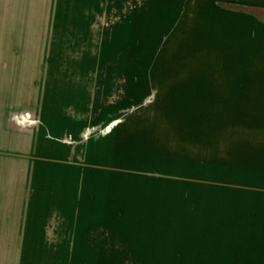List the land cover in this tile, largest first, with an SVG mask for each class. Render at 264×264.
Wrapping results in <instances>:
<instances>
[{"label": "rangeland", "instance_id": "374dc122", "mask_svg": "<svg viewBox=\"0 0 264 264\" xmlns=\"http://www.w3.org/2000/svg\"><path fill=\"white\" fill-rule=\"evenodd\" d=\"M107 2L0 0V178L9 170L8 152L23 149L15 130L46 120L41 111L55 102L82 107L74 93L89 94L96 109L109 110L90 128L93 186L163 194L156 264H168L165 199H172L178 221L182 200H203L199 209L211 223L214 173L223 185L228 172L229 82L243 75L245 28L264 27V0ZM75 10L108 17L69 20ZM59 92L72 97L48 101ZM17 119L30 128L16 125ZM3 217L0 206V264H20L9 258L21 245L5 242ZM212 230H206L202 264H243L224 260L223 251L215 259Z\"/></svg>", "mask_w": 264, "mask_h": 264}, {"label": "crops", "instance_id": "0c3cea01", "mask_svg": "<svg viewBox=\"0 0 264 264\" xmlns=\"http://www.w3.org/2000/svg\"><path fill=\"white\" fill-rule=\"evenodd\" d=\"M107 17L105 11L68 13L69 20ZM257 25L245 28L244 50L239 54L243 75L229 82V111L234 119L229 125L228 172L223 185L221 175L214 173L212 204L207 210L211 223L204 220V209H199L203 200L193 199L194 205L182 200L185 205L181 204L178 221L172 199H165L168 264H202L210 226L216 260L223 251L224 260L264 264V27ZM51 94L48 101L72 97ZM74 98L82 107L71 102L58 107L55 102L41 111L46 120L28 122L33 127L26 132H13L23 149H11L5 159L9 170L0 178V206L5 242L21 246L9 251V258L20 264H156L157 206L163 194L156 188L93 186L87 166L93 156L90 128L109 110L96 109L87 93H74ZM21 121L17 119L16 125L30 128L31 124Z\"/></svg>", "mask_w": 264, "mask_h": 264}]
</instances>
